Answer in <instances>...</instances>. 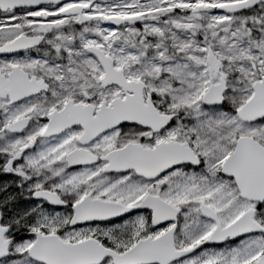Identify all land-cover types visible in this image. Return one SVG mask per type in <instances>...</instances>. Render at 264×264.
Listing matches in <instances>:
<instances>
[{
  "label": "snow or ice",
  "instance_id": "obj_1",
  "mask_svg": "<svg viewBox=\"0 0 264 264\" xmlns=\"http://www.w3.org/2000/svg\"><path fill=\"white\" fill-rule=\"evenodd\" d=\"M0 264H264V0H0Z\"/></svg>",
  "mask_w": 264,
  "mask_h": 264
},
{
  "label": "flooded vegetation",
  "instance_id": "obj_2",
  "mask_svg": "<svg viewBox=\"0 0 264 264\" xmlns=\"http://www.w3.org/2000/svg\"><path fill=\"white\" fill-rule=\"evenodd\" d=\"M8 177L0 176V180L7 179Z\"/></svg>",
  "mask_w": 264,
  "mask_h": 264
}]
</instances>
